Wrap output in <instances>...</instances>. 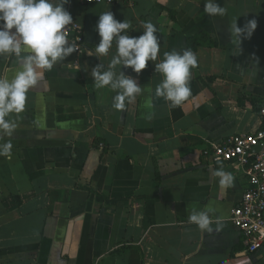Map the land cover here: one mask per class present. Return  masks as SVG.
<instances>
[{
    "label": "crops",
    "instance_id": "crops-1",
    "mask_svg": "<svg viewBox=\"0 0 264 264\" xmlns=\"http://www.w3.org/2000/svg\"><path fill=\"white\" fill-rule=\"evenodd\" d=\"M225 16H209L205 0H70L85 49L58 61L29 89L16 124L10 156L0 155V264H264V249L248 252L231 211L247 177L230 163L213 164L204 151L233 134L263 124L264 0H217ZM112 11L143 34L158 29L160 53L141 73L118 66L142 88L124 109L119 90L98 89L92 70L99 15ZM255 18L251 38L231 43L230 24ZM190 49L191 95L181 106L155 95L164 52ZM19 64L0 56V78ZM234 177L222 187L217 170ZM113 200L115 202H110ZM193 208L209 212L213 231L189 222ZM217 223L221 225L217 230Z\"/></svg>",
    "mask_w": 264,
    "mask_h": 264
},
{
    "label": "clouds",
    "instance_id": "clouds-1",
    "mask_svg": "<svg viewBox=\"0 0 264 264\" xmlns=\"http://www.w3.org/2000/svg\"><path fill=\"white\" fill-rule=\"evenodd\" d=\"M70 0H0V56L12 55L19 64V71L9 80L0 78V134L11 136L16 124L7 119L11 113L24 110L29 89L43 79L45 72L53 68L58 61H64L77 51L74 43H69L66 26L73 23L71 13L65 8ZM204 11L209 16H225L227 9L217 0H205ZM132 25L127 19L123 22L115 18L112 11L99 15L95 25L100 42L95 45L97 56H107L115 43L116 52L108 64L97 65L92 70L95 87H110L119 90L114 96L113 107L124 109L127 103H133L142 88L135 79L123 72L117 73L118 66L131 67L141 73L149 61L156 62L160 53L157 27L151 22H143V34L133 37L128 34ZM258 27L255 18L247 20L243 27L237 19L229 26L231 43L240 48L242 37L249 39ZM164 58L156 63V71L163 77L156 86L155 95L171 102V106H181L191 95L188 84L190 69L197 65V56L190 49L164 52ZM11 141L0 143V155L10 156ZM222 187L232 186L234 177L222 169L215 172ZM189 222L200 230L213 231V221L206 210L189 215ZM221 225L217 223V230Z\"/></svg>",
    "mask_w": 264,
    "mask_h": 264
},
{
    "label": "built area",
    "instance_id": "built-area-1",
    "mask_svg": "<svg viewBox=\"0 0 264 264\" xmlns=\"http://www.w3.org/2000/svg\"><path fill=\"white\" fill-rule=\"evenodd\" d=\"M81 1L114 3L117 0ZM65 8L71 13L69 5ZM65 31L69 43L76 45V53L84 51L83 28L74 17ZM259 113L263 120L261 127L252 132L233 134L204 151L213 164L230 163L240 167L247 177L240 202L231 211V221L241 232L243 244L251 253L264 249V106Z\"/></svg>",
    "mask_w": 264,
    "mask_h": 264
},
{
    "label": "trees",
    "instance_id": "trees-1",
    "mask_svg": "<svg viewBox=\"0 0 264 264\" xmlns=\"http://www.w3.org/2000/svg\"><path fill=\"white\" fill-rule=\"evenodd\" d=\"M110 202H115V201H113V200H110Z\"/></svg>",
    "mask_w": 264,
    "mask_h": 264
}]
</instances>
